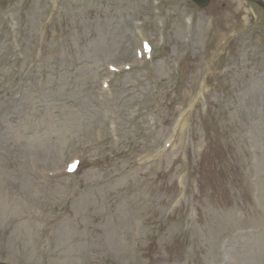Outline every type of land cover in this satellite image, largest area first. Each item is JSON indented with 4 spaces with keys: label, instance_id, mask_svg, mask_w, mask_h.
I'll list each match as a JSON object with an SVG mask.
<instances>
[{
    "label": "rangeland",
    "instance_id": "rangeland-1",
    "mask_svg": "<svg viewBox=\"0 0 264 264\" xmlns=\"http://www.w3.org/2000/svg\"><path fill=\"white\" fill-rule=\"evenodd\" d=\"M255 1L0 0V264H264Z\"/></svg>",
    "mask_w": 264,
    "mask_h": 264
},
{
    "label": "water",
    "instance_id": "water-1",
    "mask_svg": "<svg viewBox=\"0 0 264 264\" xmlns=\"http://www.w3.org/2000/svg\"><path fill=\"white\" fill-rule=\"evenodd\" d=\"M198 1V3L201 5V6H204V5H206L208 2H209V0H197ZM262 6H264V4H261Z\"/></svg>",
    "mask_w": 264,
    "mask_h": 264
}]
</instances>
